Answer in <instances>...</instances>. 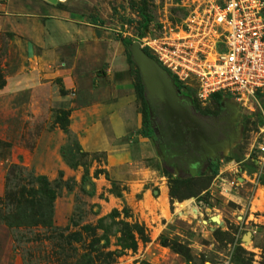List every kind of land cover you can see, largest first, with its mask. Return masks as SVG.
Returning a JSON list of instances; mask_svg holds the SVG:
<instances>
[{
  "label": "rangeland",
  "instance_id": "obj_1",
  "mask_svg": "<svg viewBox=\"0 0 264 264\" xmlns=\"http://www.w3.org/2000/svg\"><path fill=\"white\" fill-rule=\"evenodd\" d=\"M53 1L56 18L36 12L52 18L43 44L0 32V264H264V93L245 105L221 98L234 125L212 151L215 173L206 165L178 175L154 140L152 159L110 174L104 153L82 150L69 127L71 67L86 71L98 52L95 73L123 64L135 85L122 39L142 31L140 0ZM177 1L147 0L145 35L178 24L193 0ZM61 67L70 68L64 79L55 77ZM213 100L197 104L211 111Z\"/></svg>",
  "mask_w": 264,
  "mask_h": 264
},
{
  "label": "built area",
  "instance_id": "obj_2",
  "mask_svg": "<svg viewBox=\"0 0 264 264\" xmlns=\"http://www.w3.org/2000/svg\"><path fill=\"white\" fill-rule=\"evenodd\" d=\"M184 8L178 24L137 38L141 48L200 102L219 91L255 103L264 93V0H193Z\"/></svg>",
  "mask_w": 264,
  "mask_h": 264
},
{
  "label": "crops",
  "instance_id": "obj_3",
  "mask_svg": "<svg viewBox=\"0 0 264 264\" xmlns=\"http://www.w3.org/2000/svg\"><path fill=\"white\" fill-rule=\"evenodd\" d=\"M25 1L0 0V32L12 33L16 40L26 41L28 38L32 46L39 45V42L43 44V40L39 41L38 36L42 32L48 33L45 27H48L47 21L51 16L36 15L38 14L36 12L40 13L42 7L53 11L56 18L58 10L54 7L53 0H35L32 3L34 8L28 11ZM52 43L55 41H48L46 49L53 48ZM99 61L97 52L93 65L86 71L78 72L76 68L74 70L71 67L74 78L71 83L77 98L74 101V108L70 110L69 127L78 134L82 150L103 152L107 170L110 174H118L120 167L131 168L144 159H152L153 140L141 135L142 117L134 104L137 96L128 69L123 64L116 69L109 65L107 69L95 73L93 67ZM68 68H57L55 77L64 79L62 75H65ZM4 87L3 83L0 90ZM0 97L4 98L5 95ZM139 168L144 174H149L154 180L157 179L156 175H150L157 174L156 171L145 166ZM3 229L0 225V259L7 255L2 250V245L5 247L7 244V238L3 237Z\"/></svg>",
  "mask_w": 264,
  "mask_h": 264
},
{
  "label": "water",
  "instance_id": "obj_4",
  "mask_svg": "<svg viewBox=\"0 0 264 264\" xmlns=\"http://www.w3.org/2000/svg\"><path fill=\"white\" fill-rule=\"evenodd\" d=\"M128 49L130 61L138 69L149 114L154 116V107H157L158 115L164 121L173 124L175 133H171V138H175L177 146L184 141L183 128H185L186 132L191 134L192 142L195 143L194 151L199 149L202 151L201 156L205 154L210 156L216 146L211 140V134L213 132L219 134L223 118L219 115L209 118L196 113L191 97L181 94L167 69L160 67L153 58L148 56L141 48L139 41H132ZM164 146L159 144L157 148L161 158L167 162L170 159V151H166ZM196 161L197 158L194 155L188 156L185 161L187 169L196 170Z\"/></svg>",
  "mask_w": 264,
  "mask_h": 264
},
{
  "label": "flooded vegetation",
  "instance_id": "obj_5",
  "mask_svg": "<svg viewBox=\"0 0 264 264\" xmlns=\"http://www.w3.org/2000/svg\"><path fill=\"white\" fill-rule=\"evenodd\" d=\"M198 114L209 118L212 116H221L223 120L221 122L219 134L217 135L213 132L211 134V140L216 146L218 144L220 146L222 144V141L228 140L227 138H229V135L231 134L230 132H232L234 124H232L233 122L229 119L227 109H225L224 106L220 104V102H218V105H216V109H212L209 113ZM153 115L154 116L150 115V122L153 128L154 136L156 137L155 142L157 144H164V149H166V151H170V159H168L167 162L163 160L164 164L171 167L172 170L177 171L178 175L188 173L190 174L191 172L194 174L198 173L206 165L211 170L213 169V167L215 166V164H217L218 161H216L214 158L211 159L212 153L210 156L207 154L201 156V150L197 149V151H194L193 147L195 143L192 142V136L190 133L186 132L185 128H183L184 141L177 146V141L175 140V138H171V133H175V128L173 124L171 122L164 121L161 116L158 115L157 107H154ZM169 144L171 145L169 146ZM172 153H174L175 155H173ZM190 155H194L197 158V161L195 163L197 166L196 170H189L186 167L185 161Z\"/></svg>",
  "mask_w": 264,
  "mask_h": 264
},
{
  "label": "trees",
  "instance_id": "obj_6",
  "mask_svg": "<svg viewBox=\"0 0 264 264\" xmlns=\"http://www.w3.org/2000/svg\"><path fill=\"white\" fill-rule=\"evenodd\" d=\"M145 3H147V0H140V3H139V6L137 8V12H138V16L140 17V20L142 21L141 22V28H142V31L139 33V36L137 38H141V37H144L145 33H146V30L148 28V25L150 23V20H149V16L146 14L145 12ZM178 3V1H177ZM132 42L131 39H122V43L125 45V46H129L130 43ZM144 52L150 56L151 58H153V56L149 53V50L147 48H143ZM126 61L128 63H132L130 61V58H129V51L128 53H126ZM168 71V70H167ZM169 74L172 76V79L174 81V84L176 85L177 89L181 92V94L183 95H186V96H189L191 97V102H192V106L194 108V110L198 113H209L210 110L208 109H204L202 110L199 105L197 104V98L195 97V94H194V90L190 89V88H186L184 87L176 78V76H174L172 74V72L168 71ZM137 73V82L136 84L134 85V90H135V93H136V96H137V99L140 101V105H141V112H140V116H142V130H141V135L144 136V137H148V138H151L153 141L155 140V136H154V133H153V128L151 126V116L149 115V111H148V107H147V104L145 102V97H144V89H143V86L141 84V81H140V77H139V73H138V69L136 71ZM61 93H63L65 90H63L62 88L60 89ZM260 95V94H259ZM258 95V96H259ZM225 96L223 93L217 91V92H214L212 93V96H211V99L214 101V103L216 105H218V102H220L221 98ZM67 114L66 111H62L60 112V114L58 115V118L57 120L59 121V123H61V119L62 118H65L64 116ZM61 128L62 129H65L64 126L61 124ZM66 130V129H65ZM217 171V165H215L212 169V172H216Z\"/></svg>",
  "mask_w": 264,
  "mask_h": 264
}]
</instances>
